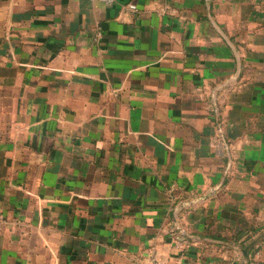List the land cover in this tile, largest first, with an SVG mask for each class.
<instances>
[{"label": "crops", "instance_id": "crops-1", "mask_svg": "<svg viewBox=\"0 0 264 264\" xmlns=\"http://www.w3.org/2000/svg\"><path fill=\"white\" fill-rule=\"evenodd\" d=\"M263 233L264 0H0V264H246Z\"/></svg>", "mask_w": 264, "mask_h": 264}, {"label": "water", "instance_id": "water-1", "mask_svg": "<svg viewBox=\"0 0 264 264\" xmlns=\"http://www.w3.org/2000/svg\"><path fill=\"white\" fill-rule=\"evenodd\" d=\"M264 238V233L252 240V242L244 249V255L246 258V264H249V249L252 245Z\"/></svg>", "mask_w": 264, "mask_h": 264}, {"label": "built area", "instance_id": "built-area-1", "mask_svg": "<svg viewBox=\"0 0 264 264\" xmlns=\"http://www.w3.org/2000/svg\"><path fill=\"white\" fill-rule=\"evenodd\" d=\"M101 1H104L106 3H112L114 2L115 0H101ZM132 7H135V5H131ZM154 264H171V263H165V262H156Z\"/></svg>", "mask_w": 264, "mask_h": 264}]
</instances>
